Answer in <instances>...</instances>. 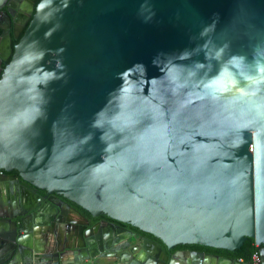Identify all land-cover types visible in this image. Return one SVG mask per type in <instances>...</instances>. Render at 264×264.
<instances>
[{
	"label": "water",
	"instance_id": "95a60500",
	"mask_svg": "<svg viewBox=\"0 0 264 264\" xmlns=\"http://www.w3.org/2000/svg\"><path fill=\"white\" fill-rule=\"evenodd\" d=\"M0 171V264H264V0H0Z\"/></svg>",
	"mask_w": 264,
	"mask_h": 264
},
{
	"label": "flooded vegetation",
	"instance_id": "af4514ba",
	"mask_svg": "<svg viewBox=\"0 0 264 264\" xmlns=\"http://www.w3.org/2000/svg\"><path fill=\"white\" fill-rule=\"evenodd\" d=\"M0 175H1V177H4L6 175V173L4 171H0ZM7 176L9 177V179L10 178H13V176L17 178V180L15 179L14 182H17V184L19 182V186L22 189L25 190V198H26V201L27 200H30L29 202L27 201V203L33 202L34 204H37L38 203L37 196L38 195L45 196L46 198H48L52 202H54V203L59 204L60 206H62V208L64 210V217L65 218L75 217L74 216V212H71L70 210L75 211V212H80V213L84 214L85 216L90 217L87 214H85L83 211H81L79 208H77L76 206H74L70 201L64 199L63 197H58L56 195H50V196L47 197L45 191H36L35 189L31 188L30 185L26 184V182H24L22 179H20V177H19V175H18L17 172L9 173ZM11 183L13 184V182H11ZM26 191L30 192L31 194H28ZM39 203H40V201H39ZM89 219L91 221V225H94L96 223L102 222L103 220H106V219L100 218V217L97 218V219H93V218H89ZM117 224L121 225V227H123L126 230H128L129 234H132L134 236V237H132V239H130V241L132 242V245L134 246V248H133L134 250H136L138 248V245L142 244V240L143 239L153 240V239H151L149 237H146V236H143V235L138 234L137 232H135L132 229H130L128 227V225H124V224H120V223H117ZM129 236H131V235H129Z\"/></svg>",
	"mask_w": 264,
	"mask_h": 264
},
{
	"label": "trees",
	"instance_id": "16d2710c",
	"mask_svg": "<svg viewBox=\"0 0 264 264\" xmlns=\"http://www.w3.org/2000/svg\"><path fill=\"white\" fill-rule=\"evenodd\" d=\"M15 43H17V42H15ZM72 204L74 206H76L77 208H79L81 211H83L85 214L90 216L89 213L85 212L82 208L78 207L74 203H72ZM100 218H104V219H106L108 221H112L105 215H102ZM128 227L130 229H132L133 231L137 232L140 235L149 237V238L161 243V241L156 239L153 235L144 233V232L140 231L139 229L134 228V227H132L130 225H128ZM177 249H193V250H199V251H203V252H213V253H215L217 255H220V256H227V257H230V258L235 259V260L239 259V260H243V261H251L252 260V256L255 253H258L260 251L259 247L255 243V240L251 239V238L247 239V241L244 243V245H243V247L241 249L236 250L234 252H229V251H226V250L213 249V248L203 247V246H199V245L179 246V247H177Z\"/></svg>",
	"mask_w": 264,
	"mask_h": 264
},
{
	"label": "crops",
	"instance_id": "0c3cea01",
	"mask_svg": "<svg viewBox=\"0 0 264 264\" xmlns=\"http://www.w3.org/2000/svg\"><path fill=\"white\" fill-rule=\"evenodd\" d=\"M164 250L166 251V253L168 252L167 251V249L164 247ZM175 251H199V250H193V249H175V250H173L172 252L174 253ZM200 252H203V251H200ZM207 253H210V254H215V253H213V252H207ZM168 254V253H167ZM215 255H217V254H215ZM220 256V255H219ZM224 257H227V256H224ZM183 259H178V261H177V263L176 264H187L186 263V261H190V257L189 256H184V257H182ZM245 262V261H244ZM87 264H93V262L91 261V262H87Z\"/></svg>",
	"mask_w": 264,
	"mask_h": 264
},
{
	"label": "built area",
	"instance_id": "2783aa9c",
	"mask_svg": "<svg viewBox=\"0 0 264 264\" xmlns=\"http://www.w3.org/2000/svg\"><path fill=\"white\" fill-rule=\"evenodd\" d=\"M254 148L253 145L250 146V151L253 152ZM251 264H262V258L260 255V251L258 253H255L252 256Z\"/></svg>",
	"mask_w": 264,
	"mask_h": 264
}]
</instances>
